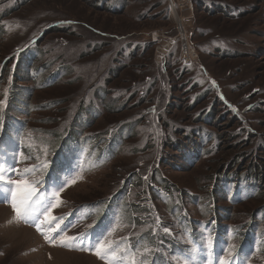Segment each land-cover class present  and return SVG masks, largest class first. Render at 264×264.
Wrapping results in <instances>:
<instances>
[{
    "label": "rangeland",
    "instance_id": "1",
    "mask_svg": "<svg viewBox=\"0 0 264 264\" xmlns=\"http://www.w3.org/2000/svg\"><path fill=\"white\" fill-rule=\"evenodd\" d=\"M216 2L229 9L214 8ZM15 3V0H0V16ZM159 3L161 7L159 5L155 10L147 11ZM172 4L173 10L170 0H129L123 14L113 15L95 9L94 0H35L5 19L0 26V113L5 112L12 92H22L21 89L28 86L38 88L46 80V76H42L37 83L31 84L24 68L26 60L23 58L20 61L21 55L29 51L46 29L52 26L59 30L62 27L69 29L68 35L56 32L44 40L36 66L43 69L49 66L47 75L53 74L54 70L63 68V54H66L72 61L68 67L71 74L54 86L34 91L31 103L25 109L29 115L21 116L13 112L10 118L24 123L25 131L17 139H21L32 155L31 159L19 163L21 169L51 161L56 150L52 143L54 135H65L78 123L86 121L83 124L87 128L82 133H76L90 144L89 151L81 153L75 149L65 156V160L67 158L72 165L68 166L69 172L73 171L75 177L72 180L76 183L70 182L64 187L60 193L62 203L52 211L53 216L63 217V220L58 219L52 224L53 227L56 223L60 224L64 229L61 234L79 237L87 233L85 244L97 237H106L113 242V247L124 239L147 237L152 229L150 219H144L140 227H135L122 218L109 231L111 224L107 210L94 206L96 202L103 203L110 198L114 201L117 197L120 199L118 192H125L129 187L125 209L136 204L147 205L151 208L152 218L156 219L153 234L171 236L184 249L188 246L189 242L169 208L155 199L146 185L150 183L152 174L159 171L176 188L175 197H182L190 217L198 222L205 221L202 219L204 212L199 213L190 197L198 202L200 200L202 205L207 204L214 187L211 186L210 191L204 190L200 177L214 163V158L227 155V150H235L240 145L226 136L234 128L233 124L229 119H220L221 124L207 126L225 137L218 154L202 157L194 167L183 168L191 163L188 160L193 150L189 146L185 150L186 142L180 143L177 134L173 136L171 133L173 130L194 129L197 123L194 125L185 120L191 111L186 107L187 96L183 91L175 90L180 74L185 76L180 80H191L192 101L198 96H208V101L201 105L208 110L216 98L225 110L230 111L227 116L231 114L239 121L235 132L251 136V145L263 146L264 0H172ZM212 8L219 13L212 14ZM226 11L229 15H225ZM156 14L159 16L156 17ZM179 23L184 25L187 39L181 36ZM151 40L155 42L153 48L131 55L134 47L142 48ZM96 44H102L98 52L94 51ZM186 45L190 50V61L183 56ZM30 56L28 53L26 58L29 60ZM16 59L19 60V69H16ZM20 66H23L22 70ZM112 71H119L117 78L111 76ZM18 74L23 75L26 81L18 80ZM102 90L108 93L107 96ZM134 93H140L145 102L130 101ZM23 100L26 99L23 97ZM59 100H64V103H59L51 111H34L39 105ZM120 101L126 104L127 110L118 114L113 110L109 112L107 108L113 105L118 109ZM118 132L119 136L116 135ZM4 136L0 134V142ZM170 140L176 147L181 144L178 151L167 147ZM206 143L207 138L201 137L200 151ZM102 152L104 166L100 168L97 158ZM178 152H185L189 159L179 161ZM37 156L40 160L34 161ZM169 156L171 160H168ZM172 156H175L174 160ZM79 161L82 169L76 167ZM231 169L228 168V172ZM135 173L141 177V184L132 186L128 178ZM259 185H263L262 192L259 191L254 198L243 205L230 206L227 193L219 184L214 195L216 208L231 213V226L240 229L249 223H257L258 219L252 217L253 213H248L246 208L263 201L264 181ZM154 187L160 190L156 183ZM248 189L252 190L250 195L253 191L258 192L252 187ZM240 193L243 195L247 191ZM10 199V192L0 193V264H107L95 255L94 250H80L79 245L70 249L59 243L51 244L45 239V234H56L48 232L46 225H42V234L32 224L17 220L7 202ZM72 214H75L74 217L70 216ZM97 217L102 218L96 225ZM164 228L170 231L166 233ZM261 228L264 230V220ZM170 247L163 246L164 251L160 252L168 262L188 264L171 253ZM139 250L144 264L155 251L148 240ZM122 253L120 249L117 257ZM133 258L134 252L129 260H125L131 264ZM262 261V256L257 255L250 263L262 264Z\"/></svg>",
    "mask_w": 264,
    "mask_h": 264
},
{
    "label": "trees",
    "instance_id": "2",
    "mask_svg": "<svg viewBox=\"0 0 264 264\" xmlns=\"http://www.w3.org/2000/svg\"><path fill=\"white\" fill-rule=\"evenodd\" d=\"M15 1V5L4 11V13L0 16L1 27L5 19L10 18L13 14L19 12L23 7L35 0ZM127 1L129 0H94V7L98 11L101 10L113 15L123 14L125 12V5ZM159 5L161 7V3H159L152 6L147 11H153L158 8ZM214 5H216L215 7L213 6L214 8L220 10L226 8L229 9L228 6H222L217 2ZM202 8L205 9L204 7ZM214 8L210 10L212 11V14L219 13V11ZM163 10L165 9L163 8ZM227 11L225 15H229L227 14ZM155 16L157 17L159 15L156 14ZM165 18H167V15ZM67 28L68 27H62V30H59L58 27L52 26V28L46 29L42 36L37 38L34 45L28 49L29 51L22 54L20 57V61H22L23 58L26 60L24 63V68L27 69L26 73L28 74V79L31 80V84L37 83L39 80L38 78H41L42 76H46V80L42 81L40 87L38 88L28 86L27 88H22V92H12L5 112L0 113V134L6 135L3 137L2 142H0V166L2 167L8 168L9 165L13 164L16 160H19V152H24L25 155L32 156L28 147L21 143V139H17V136L22 135L25 131L24 123H18L14 117L10 119L12 116L11 113L14 112L15 114L21 116L29 115L30 113L25 111V109L29 107L34 91H37L38 89L43 90L45 88L54 86V84L61 82L71 74V68L68 67L71 66L70 64H72V61L69 60V57L66 54H63V59L65 60L64 65L62 66L63 68L54 70L53 74L47 75V72L50 71L49 66H46L45 69L36 66L37 62L40 61L41 58L39 55V48L44 40L48 36L52 35V33L56 32L65 33L68 35L69 29ZM101 45L102 44H96L97 48H95L94 51H100L102 48ZM154 45L155 44L153 42L147 41V47L143 46L141 48L136 46L132 49L131 55H137L140 52L145 53L148 51V48L151 49ZM28 53L31 55L29 60L26 58ZM16 63L18 64L16 69H19L20 64L18 59H16ZM20 68L22 70L23 66H20ZM167 70L168 69H166V71ZM118 72L119 71H112L111 76L117 78ZM17 77L21 82L26 81L24 80L25 78L23 75L21 76L18 74ZM178 77L179 78L177 80L179 83L175 86V90H181L187 96L186 107L187 110L189 109L191 111L185 120L193 122L194 125L197 123V126L194 129L182 130L180 132H174L173 130L171 133L173 136L174 133L177 134V137L179 138L178 140L181 141L180 143L186 142L185 150L188 146L193 150V155L190 159L188 158V154L185 152H178L179 155L177 158L179 161H182L183 159H189L188 162H191L188 166H183V168L194 167V165L197 164L202 157H214L218 154L221 145L224 143L223 141L225 137L220 136L216 131L208 128L207 126H211V124H214V126L221 124L220 119H229L228 121L233 124L234 128H232V130H230L226 136L240 146L238 148H234L235 150H227L228 152H225L227 155L214 158V163L209 165L207 167V172L203 173V175L200 177L201 179L199 178L200 181H203L202 184L204 190L210 191L211 186L214 187V191L211 192L206 200L207 204L202 205L200 200L198 202L193 196L190 197L192 204L198 209L199 213L204 212L202 219L204 218L205 221L200 220V222H198L193 217H190V215L185 210L182 197H175L176 188L170 184L168 179L166 180V178L162 177L159 171H156L155 174H152L150 180L151 184L149 183L146 185L149 188V191H151L153 197L160 202H163V204L169 208L171 215L174 217L181 232L184 234V236H186L189 242L185 249L182 248L178 241L171 236L165 234L163 236L161 233H159V235L153 234V227H155L154 223L156 219L152 218L150 207L147 205L141 206L140 204H136L133 205L132 208L127 206V209H125V206L127 205L125 201L127 195L130 192L128 185L126 186L128 189L125 192H118L117 196H120V199L117 197L115 201L110 198V200L105 201L106 203L96 202L94 206L100 207V210H107V218L111 224L109 231L112 230L114 228L113 226L120 222L122 218L125 219L129 224L132 223V225L135 227L137 225L140 227L143 224L144 219L148 218L151 220L152 229H150L147 237L137 236V238L133 240L124 239L121 243L116 244L119 249L123 250V253L122 256L118 255V258L113 260L112 264H123L124 262L129 264L128 260L133 255V252L135 254L136 264H140V262H143L144 264V258L142 259V256H140L138 253L140 251L139 249L146 245L147 240L149 242V246L155 251L150 256V259H148L146 264H172L171 262L167 261V258L160 254L161 251H164L162 247L169 245H171L169 248L171 249V253H174L178 259L188 264H220L221 259L228 261V264H251L250 262L257 255L262 256V264H264V230L261 228L262 222L264 220V198L263 201L256 202L246 208L248 209V213H253L252 217H256L258 219L257 223H249L247 226L241 227L240 229L231 226L233 223V216L230 212L217 209L216 200H214V195L219 188V184L222 185L225 192L227 193V200L231 202L230 206L243 205L250 199L254 198L259 193V191L262 192L263 185H259V182L262 183V181H264V142L261 144L263 145L261 147L256 145L253 146L250 143L252 140L251 136L247 135V137H245L241 132L236 133L235 127L239 124V121L235 116H231V114L227 116L230 111L225 110V108H223V106L217 102L216 98L213 99L211 104L212 107L208 110L207 108L201 107V105L208 101V96H198L192 101L190 98L191 90L193 88L191 85V80H180V77L185 78V76H182L181 74L178 75ZM102 91L105 93V90ZM107 94L108 93H105L106 96ZM139 94L140 93H134L133 96H130V101L133 102V100L136 99L141 101V103H144L145 100L140 98ZM23 97L26 99L25 101H22ZM59 103L63 104L64 100H59V102L56 101L48 105H39L38 107L34 108V111H51V109H54L57 105H60ZM217 104L221 107L218 108ZM198 107H201V109H197ZM117 108L118 109H115V107L112 105L107 109L109 112L113 110L114 113L117 114L118 112L122 113L124 110H127V106L123 101L118 102ZM129 108L133 109L131 105H129ZM83 123H86V121L83 120ZM83 123H78L77 127L71 129V132L68 131L65 135H54L55 140L52 141V143L56 149L54 153L55 155H52L50 158L51 161L47 162L48 168L43 172L45 178L43 179L44 183L42 190L47 189L48 191H52L54 188H57L59 184L64 183L65 181L68 182L66 184L67 186L75 177V175L72 173L73 171L69 172L68 166L72 167V165L67 158L65 160V156H68L75 149L76 151L77 149L80 150L81 153L83 150H86L87 152L89 151L90 144L81 140L80 135L76 133H82L87 128V126ZM125 126L129 127L131 125ZM116 135L119 136L120 133L118 132ZM201 137L207 138V143L202 151H200ZM180 143L179 145H181ZM91 144L93 145V143ZM179 145L177 144L176 147L174 142L172 143L170 140L167 144V147L175 152L178 151ZM175 156H172L173 160ZM170 158L171 157L169 156L168 160H171ZM97 160L100 164V168L104 166L103 152L102 155H99ZM15 166L19 168V163H16ZM76 167L82 169L80 161ZM230 167L232 169L230 172H228V168ZM13 175L15 176L14 173ZM129 180L131 181L132 186L141 184V177L138 173L130 175L128 181ZM242 182H245L243 183L244 185ZM155 183L160 186V190L154 187ZM248 187H252V189H255V191L258 192L255 193L253 191V194L250 195L249 193L252 190H249ZM242 190L247 191V193L242 195L240 193ZM137 214L138 216L135 217ZM74 215L75 214H72L70 216L74 217ZM142 215L145 217H142ZM101 218L102 217L96 218V225L100 223ZM209 238L213 240V247L211 251H209L207 247V240ZM229 253H232V255L230 256Z\"/></svg>",
    "mask_w": 264,
    "mask_h": 264
},
{
    "label": "snow or ice",
    "instance_id": "3",
    "mask_svg": "<svg viewBox=\"0 0 264 264\" xmlns=\"http://www.w3.org/2000/svg\"><path fill=\"white\" fill-rule=\"evenodd\" d=\"M18 155L20 159L9 165L7 169L0 166V193L10 192L11 199L7 202L10 203L15 218L24 223L32 224L37 231L41 232L42 225L48 226V232L56 235L49 236L45 234V239L53 245L59 243L60 246L70 249L79 245L80 250H94L97 257L106 261L107 264H112V261L118 258L117 253L120 249L113 247V242L108 241L106 237H97L95 241L85 244L87 233H82L79 237L67 236L66 234H61L64 229H61L59 223H56L54 227L52 226L54 221L63 220V217L57 218L53 216L52 211L62 203L60 193L68 182L65 181L59 184L52 191L42 190L44 183L43 172L48 168V163L32 164L21 169L16 167L15 164L31 159V157L26 156L24 152H19ZM36 160L39 161L40 157L37 156ZM10 173H14L18 178L13 179ZM37 173L40 175L37 176ZM29 177L36 178L30 179ZM71 183H76V180H72ZM164 231L167 233L170 230L164 228ZM42 234L44 233L42 232ZM207 247L211 251L213 247L211 238L207 240ZM229 255L231 256L232 253H229ZM131 264H136L134 258L131 260ZM220 264H228V261L221 259Z\"/></svg>",
    "mask_w": 264,
    "mask_h": 264
},
{
    "label": "built area",
    "instance_id": "4",
    "mask_svg": "<svg viewBox=\"0 0 264 264\" xmlns=\"http://www.w3.org/2000/svg\"><path fill=\"white\" fill-rule=\"evenodd\" d=\"M183 56H184V59H186V61H190L191 59V57H190V50H189V47H188V45H186V47H185V49H184V54H183Z\"/></svg>",
    "mask_w": 264,
    "mask_h": 264
},
{
    "label": "bare ground",
    "instance_id": "5",
    "mask_svg": "<svg viewBox=\"0 0 264 264\" xmlns=\"http://www.w3.org/2000/svg\"><path fill=\"white\" fill-rule=\"evenodd\" d=\"M186 8H189V7H186ZM179 28H180L181 36L183 37V39H187V36L185 33V28H184V25L182 23H179Z\"/></svg>",
    "mask_w": 264,
    "mask_h": 264
},
{
    "label": "water",
    "instance_id": "6",
    "mask_svg": "<svg viewBox=\"0 0 264 264\" xmlns=\"http://www.w3.org/2000/svg\"><path fill=\"white\" fill-rule=\"evenodd\" d=\"M171 2H172V0H170V7H171V10H173L174 9V5L173 4L171 5Z\"/></svg>",
    "mask_w": 264,
    "mask_h": 264
},
{
    "label": "crops",
    "instance_id": "7",
    "mask_svg": "<svg viewBox=\"0 0 264 264\" xmlns=\"http://www.w3.org/2000/svg\"><path fill=\"white\" fill-rule=\"evenodd\" d=\"M153 41H157V40L153 39ZM153 41L151 40V42H153ZM153 43H155V42H153Z\"/></svg>",
    "mask_w": 264,
    "mask_h": 264
}]
</instances>
